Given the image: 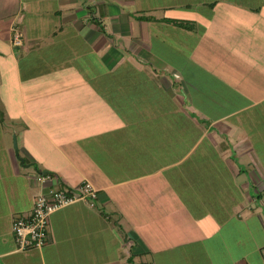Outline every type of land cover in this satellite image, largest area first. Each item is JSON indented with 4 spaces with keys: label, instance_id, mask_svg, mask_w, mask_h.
Wrapping results in <instances>:
<instances>
[{
    "label": "crops",
    "instance_id": "1",
    "mask_svg": "<svg viewBox=\"0 0 264 264\" xmlns=\"http://www.w3.org/2000/svg\"><path fill=\"white\" fill-rule=\"evenodd\" d=\"M174 1L175 4L165 3L160 7L164 12H169V15L158 16L157 11L152 14L134 15L147 28L159 27L152 37H159L158 34L163 31L161 34L164 43L174 39L180 44L175 50L191 51L189 56L180 53L178 55L180 62L186 65V73L179 70L180 66L176 63L171 62L174 65L172 66L168 62L170 72L160 75L151 65L156 63L157 48L150 38L146 43H140L143 39L135 40L136 37L133 36L135 24L130 20L133 12L127 10V7L135 5L136 0H120L121 8L116 5L107 8L105 0H99L97 3L89 0L27 1V15L42 26V29H50V37L55 38L52 50L56 51L50 54L51 57H57L56 53L61 50L65 52L59 56L66 54L69 49L75 50L80 53V57L69 58L66 54L62 59H70L81 68L90 61L93 48L100 49L114 42V32L121 36L132 35V53L154 59L147 67L149 73H153V78L157 79V86L169 93L174 90L183 99L180 103L182 111L189 109L196 112L195 114H201L203 122L210 120V125L217 124L218 127L216 126L213 135L202 123L192 122V126L199 129L201 135L187 143V149L171 154L168 147L178 143L170 136V130L174 129L171 134H181V137H177L184 145L188 140L186 131L190 123L156 122L148 125L146 122H131L125 116L139 110V107L129 100L125 104L126 95L119 94L118 98L113 100L112 103L120 107V113L125 116L122 121H112L110 125L99 122L92 126L83 114L82 108L85 106L81 103L67 108H47L48 112L51 109V121L56 115L66 111L67 115H75L73 119L76 121L71 122L72 136L68 132L60 133L54 129L50 131L55 121L46 128L41 122V116L47 115L45 105L38 107V104H42L41 101L27 104L25 100L22 107L17 108L19 115H24L23 122H11L10 128L4 127V133L0 132V264H169L170 260H181L182 264H264V107H261L264 104V84H261L264 79H256V76L264 75V43H259L257 49L246 43L244 47L242 43L249 39V36L245 35L247 27H242L239 21L235 24L236 20L228 16L229 12L236 14L235 9L239 13H247V17L256 25L254 28L258 32L255 31V34L261 36L264 34V15L261 14L264 13V0H258V5L254 7L244 6L243 0H209L203 3L202 7L207 10L200 12L202 17L188 14L191 6L186 0ZM20 2L21 0L12 10V14L6 16L7 20H13L6 30L0 31V37H7L12 53L23 60L28 58L27 51L32 45L28 44V36L31 33L30 21L27 18L21 25L24 26L23 34L27 35L28 43L23 38V44L15 51L12 43L14 30L18 28L12 25L19 19V14L24 12V3ZM210 14L211 18L208 20ZM140 16L146 18L140 19ZM200 19H204L203 23L208 25L204 29L200 26ZM107 20L110 21V28L107 26ZM175 21L189 22L191 29L179 26ZM141 33L143 34V29ZM234 33L240 34L236 40L232 38ZM214 35L216 36L212 41ZM149 36L151 37V34ZM58 39L62 40V43L57 45ZM189 43H193L192 48ZM233 44L235 47L240 46L239 50L246 48L242 59L233 58L225 50L227 45L232 47ZM131 49H122L119 46L115 48L116 51L122 50L124 54ZM130 59L132 66H143L140 58L139 61ZM58 60L51 64L58 65ZM125 60L111 59L108 67L118 71L120 64ZM118 63L120 64L116 65ZM195 66L205 72L201 75L207 77V80L211 79L216 86L201 84V89H197L193 81L202 83L199 79L201 77L193 78L192 74L187 72V67L189 69ZM136 68L139 70V67ZM146 71L148 69L143 67L141 77L148 78ZM245 79L257 83L247 85L243 83ZM50 82L66 84L68 79L61 75L60 79L55 77V80L51 79ZM111 89L113 88L109 90ZM206 89L214 93L208 94ZM254 92L256 94H253ZM49 93L48 97L54 101L57 96L52 97L51 92ZM64 93L65 96L69 95L68 97L75 94L70 89ZM109 93L115 94V91ZM198 97L202 98V101L210 99L212 107L221 110L217 114L221 116L213 115L210 109L207 110L210 107L205 103L196 102L193 106L194 98ZM250 99L259 100L251 102ZM110 103L105 101L107 107ZM256 107L260 108L261 114L255 112ZM244 116L257 121L252 125L254 127H243V124L236 123L237 117L243 120ZM28 119L31 122L29 124L26 122ZM133 126H136V130H146L147 134L159 138L163 145L161 143L157 148L169 155H161L159 160L153 159L151 163L147 157L149 151L137 147L133 154H139V157L134 156L128 161L124 156L121 157L127 148L120 146L101 159L100 138L105 136L102 131L125 129L129 135L122 133L121 138L124 139L121 142L125 141L123 143L127 146V142L131 144L132 132L138 138ZM204 129L206 132H202ZM253 129L258 131L255 136L251 133ZM36 134L45 138L48 148L44 147L41 141L39 145L33 143V137L37 140ZM13 137L17 148L13 147ZM115 137L112 136V140ZM203 138L209 139V150L220 155L219 163L222 168H219L218 172L224 174L225 171L221 170H227L228 176L234 179L236 188L232 193L238 195L239 203L235 202L233 210L236 212H232L231 217L246 226L247 232L237 235L239 224L234 226L230 223L229 226L228 223L225 229L227 232L223 236L227 244L224 246L228 248L226 253H217L204 244V225L190 213L193 206L189 203L190 198L195 197L194 203L202 201V195L196 194L192 189L195 187L198 191V182L194 179H200L201 175L197 170L193 172L197 161L190 162V159L198 150ZM76 141L86 142L85 146L88 148H79L75 144ZM65 144L69 145L64 149ZM29 159L37 169V175L29 173ZM106 163L109 166H106ZM103 164L105 165L102 166ZM38 176L49 178L46 182H38ZM84 181H90L99 190L97 208L92 209L86 202L80 201L53 213L50 216L46 244L42 248L20 250L12 230L14 217L28 214L36 197L50 188L79 187ZM252 219L254 221L251 224ZM147 253L151 254V258L144 256Z\"/></svg>",
    "mask_w": 264,
    "mask_h": 264
},
{
    "label": "rangeland",
    "instance_id": "2",
    "mask_svg": "<svg viewBox=\"0 0 264 264\" xmlns=\"http://www.w3.org/2000/svg\"><path fill=\"white\" fill-rule=\"evenodd\" d=\"M20 0H0V31L6 30L10 23L12 22L6 19L7 15L12 14V10H14L15 6L19 4ZM27 1L28 0H21L24 3L23 8L24 12L19 14V19L16 20V23H14L12 26H17L15 29L22 34L24 33V26L22 27V23L25 22V19L27 18L28 21H30V33L31 35L28 36L23 34L24 41L26 39V43L30 44L29 51H27L28 58L27 59H21L19 56H15L12 53V48L9 43V40L7 37L2 36L0 37V132H3L4 127L10 128L11 122H18V120H21L23 122V114L19 115V111L17 108H21L24 101L26 100V103H35V101H41L42 104H38L41 107V105H45V114H43L44 117L41 116V122L45 124L46 128L48 125L55 121V123L52 124V127L50 131L57 130L58 132L62 133H69L70 136L71 132L70 130H73V126L71 122H75L76 120L74 114L67 115V111L63 114H60L59 116H55L52 118V121L50 120L51 117V109L55 106L57 107H65L71 106V105H81L85 106L83 107L84 115L87 116L88 120L87 122L91 123V125H96L97 123L101 122L102 124L110 125L114 121L119 122L122 121L123 114L120 113V107H117L113 102L114 99H117L119 94L120 95H126V102L127 104L128 100L131 102L136 103L137 107H139V110H135L134 112L128 113L127 116L129 121L131 122H146L148 125L155 124L156 122H165V123H174V122H186L190 123L189 126H187V142L184 145L182 142L178 140L177 136H180L181 134H171L173 133V130H170V136L175 138L176 145L171 144L168 148L171 152V154H177L178 152H181L182 149H187V143H191L194 141L197 137L201 135V131L199 129H195L192 126V122H199L202 123L203 127L208 128V132H212L213 135L215 133L213 131H216V126L210 125L212 121L206 120L202 121V115L195 114L194 112H191L188 110L182 111V105L180 104L183 100L182 98L177 95L174 90L173 92L169 93L167 90L161 88L160 86H157L156 80L153 78V73H149V68L147 66L150 65L151 61H153L152 58L148 57H142L139 56V53L133 54L131 45H133V41L131 38L134 36L137 39H143L140 41V43H146L145 41L150 38L152 44L157 48L155 50V61L156 63H151V65L154 66V69H157L158 74H167V72H170L169 68L167 67L168 62H170V65L174 66L172 63H176L179 65V70H185L186 65L180 62V59L178 58L179 53L181 55L189 56L191 51H184L181 50V52H178V50H175L176 47H180L179 43L175 41L174 39L170 41L163 42V31H161L158 36L159 37H152L157 33V30L159 27L152 26V28L145 25L138 21L134 15H144V14H152L154 11H157L158 16H164L169 15V12H164V9L160 8L163 6V4H175L174 0H136L135 5H130L127 7V10H130L133 12L131 14L130 19L132 22H134L135 26V34L132 35H124L121 36L119 33L114 32L113 33V41L110 42L109 45L106 44L102 48H93V53H91V57L89 62H86L84 66L80 68V65H77L72 63L70 59H62V56L68 55L67 57L73 58L80 57L79 52H75V50H68L66 54H62L63 50L57 52V57L53 56L51 57V53H55L52 50V47L54 46V40L53 37H50L51 31L48 28H43L42 26L36 24V21L30 16L27 15ZM90 2L97 3L99 0H89ZM209 0H186V2L189 3V6H191V10L188 11V14L191 16L199 15L202 10H207V8H203V3L207 2ZM106 7L109 8L110 5H116L121 8L120 0H105ZM169 2V3H168ZM82 3V2H81ZM243 5L246 7H254L258 5V0H243ZM101 6V5H100ZM22 7V5H21ZM104 7V6H102ZM124 9L126 8L125 6ZM160 8V9H158ZM209 8V5H208ZM219 14V11H217ZM235 13H228V16H230V19L236 20L235 24H237V21H239L243 26L247 27L245 29L246 36H249L247 41L242 43L245 47V43L247 45L252 44L254 48L257 49L259 43H264V34L258 35L255 34V31H257L256 25L251 21L250 17H247V13H239L237 9H235ZM155 13V14H156ZM177 14V13H176ZM262 15L264 13L261 12ZM220 15V14H219ZM27 16V17H26ZM136 16V15H135ZM173 16V15H172ZM211 18V14L209 15V19ZM47 21V20H46ZM201 24L200 26L204 29L208 25L204 24V19H200ZM107 26L110 28L111 24L110 21L107 20ZM22 24V25H21ZM245 24V25H244ZM33 27L41 28L35 29ZM249 27V28H248ZM32 29V30H31ZM141 29H143V34L141 33ZM112 30V28H111ZM258 32V31H257ZM26 33V32H25ZM151 34V37L149 36ZM216 35L212 37V41L214 40ZM240 34L234 33L232 34L233 40L238 39ZM138 37V38H137ZM34 39V40H33ZM62 43V40L58 39L57 45ZM138 43V42H137ZM190 44V43H189ZM192 44H190V47L192 48ZM236 44V43H234ZM234 44L231 46H226V51L231 54L233 58H239L242 59L246 54V48H242L243 50H239L240 46L235 47ZM136 45V44H135ZM167 45L172 46V50L168 48ZM120 47L122 49H131L128 50L124 54L122 50L116 51V47ZM15 47V46H14ZM13 51L17 50L18 47H15ZM33 48V49H32ZM78 49V48H76ZM58 51V50H57ZM102 51V52H101ZM225 51V53H227ZM21 52V51H20ZM185 52V54L183 53ZM198 53V51H197ZM22 54V52L20 53ZM124 54V55H122ZM214 54V52H213ZM219 56V55H218ZM134 58L135 60L140 58L142 60L143 66H136L139 67V70L132 66L131 59ZM58 60V65H52L51 63ZM114 60H123L126 59L124 62H120L116 65L119 66L118 71L111 70L109 68L108 63ZM153 59V60H152ZM139 61V60H138ZM172 62V63H171ZM111 64V63H110ZM143 67L148 69V78H143V73L141 71L143 70ZM178 67V66H177ZM82 70L85 72L83 73ZM187 72L191 73L193 78L201 77L199 78L202 80V83L199 81L194 83V86L197 89H201V84L209 85V86H216V84L211 81V79L207 80V77H203L201 74H205V72H202L200 69H198L197 66L189 68L187 67ZM100 74V75H99ZM61 75H64L67 77L68 82L66 84L62 83H53L50 82V80H55V77L60 79ZM81 75V76H80ZM99 75V76H98ZM207 76V75H205ZM99 77V78H98ZM187 77V76H186ZM51 78V79H50ZM264 79V75L256 76V79ZM188 79V77H187ZM256 82V81H255ZM255 82H250L249 79H245L243 82L244 84H251ZM257 83V82H256ZM264 84V83H261ZM64 86V87H61ZM152 88H151V87ZM110 88H113L109 90ZM124 88V89H123ZM190 89V87H188ZM58 89V90H57ZM70 89L75 94L73 97L65 96L66 94L64 91ZM221 90L222 87H220ZM114 90L115 94H110L109 92ZM205 90V89H204ZM191 91V90H190ZM49 92H51V96H57L56 99L51 100V97H48L50 95ZM206 92L208 94L214 93L211 92L209 89H206ZM253 92V90H252ZM258 92V90H256ZM254 92L253 94H256ZM190 93V92H189ZM188 96V95H187ZM48 97V98H46ZM189 97V96H188ZM195 97V96H193ZM259 99H250L251 102H254ZM105 101H110V105L105 104ZM196 102L199 103H205L208 108L210 109V112H212L213 115L216 117H220L218 112H221L218 108L212 107L210 99H204L202 101V98H194V105ZM264 102V100H263ZM262 102V103H263ZM105 104V105H104ZM212 107V108H211ZM261 107H264V104L261 105ZM47 108H51L48 112ZM189 108V107H188ZM255 110L256 113H260V108L256 107ZM136 109V108H134ZM75 112V110H74ZM107 114V115H106ZM77 115V114H76ZM35 116V115H33ZM38 116V115H37ZM78 116V115H77ZM105 116V117H104ZM202 116V117H201ZM69 117L71 121L67 118ZM204 117H208L207 115ZM241 117L236 118V123L243 124V127L245 126H251L257 123L256 120H250L249 116L242 119ZM40 119V118H39ZM247 119V120H246ZM113 121V122H112ZM26 122L29 124L31 123L30 120H26ZM61 123V124H60ZM110 123V124H109ZM57 124V125H56ZM145 125V124H143ZM205 125V126H204ZM1 127H3L1 129ZM140 127V126H139ZM133 129L136 130V126H133ZM49 131V132H50ZM138 134V138L135 137V134L132 132L131 136V144L127 142V146L121 142L124 138H121L122 133H127L129 135L128 131H125V129L121 130H114V131H102V135H105L104 137L100 138V143L102 145L101 152L102 157L101 159L105 158V154H108L110 152H114L115 148H119L120 146H124L127 148V150L123 151L124 159L130 161L134 158V156L137 158L139 157V154H133L135 152V148H145L147 153H149V156L147 154V157L150 159L149 161L152 163L153 159L159 160V157L161 155L167 156V152L163 153L160 151L157 146H161V143L163 145V142L159 140V138L152 136V134H147L148 131L146 130H136ZM225 131V130H223ZM161 132V131H157ZM156 132V133H157ZM202 132H206V130H202ZM4 133V132H3ZM2 133V135H3ZM252 135H256L258 131H255L254 129L251 130ZM116 136L114 140L111 138L112 136ZM181 137V136H180ZM2 138V137H1ZM34 138V144L39 145L40 141L41 144H43L44 147L48 148V144L44 137L38 136L36 134L37 140ZM75 140V139H74ZM74 140H71L74 142ZM130 140V139H129ZM13 147L15 148L14 143V137L12 139ZM97 142V141H96ZM75 144L80 148H88L86 145V142L84 141H76ZM69 144L63 145V148H67ZM199 145V144H198ZM209 139L203 138V141L201 142V145L199 146L196 153H194L193 157L190 159V162H196V169H194L193 172L197 170V172L200 173V179H194L196 182H198V191L194 187L196 191V194L202 195V201H198L196 203L193 197L190 198V204L191 211L190 213L195 216V219L198 220L201 225H204V228H202V233L204 235L205 240L204 244L208 245L211 250L216 251L217 253H226L228 248L224 245H227L225 242L226 240L223 238V236L226 234V228L229 223H232L234 226L235 224H239V232H236L237 235H242L243 232H247L243 224L239 223L236 219H233L231 217L232 212H236L233 210V207L236 204L239 203L238 195L232 193V190L236 188V185L234 184V179L228 176L227 170H221L225 171V173H219V168H222L220 165V155L212 153L209 148ZM186 146V147H185ZM198 147V146H197ZM210 147V145H209ZM211 148V147H210ZM92 150V149H91ZM87 151V150H86ZM154 155V157H152ZM216 156V157H215ZM209 157H213L210 159ZM199 158V160H198ZM208 158V159H207ZM117 162V161H116ZM187 162V165L190 163ZM27 164L30 165L29 173L35 174L38 172L37 169H35L34 165H32L30 159L27 160ZM103 164L102 166H104ZM241 165V164H240ZM106 166H109L106 163ZM242 167V166H240ZM213 169V170H212ZM40 170V168H39ZM211 173V174H210ZM132 186V185H131ZM195 194V193H194ZM71 206V205H70ZM69 207V206H68ZM97 208V207H96ZM94 208V209H96ZM115 217V216H114ZM253 219L251 220V224L253 223ZM250 224V225H251ZM252 227V226H251ZM219 228V229H218ZM253 229V227H252ZM218 230V231H217ZM206 236V237H205ZM209 249V248H208ZM209 249V250H210ZM213 251V252H214ZM145 257L151 258V254L147 253L144 254ZM144 257V259H145ZM148 258V259H149ZM172 261L171 264H182L181 260H170ZM169 261V264H170ZM151 262V260H150Z\"/></svg>",
    "mask_w": 264,
    "mask_h": 264
},
{
    "label": "built area",
    "instance_id": "3",
    "mask_svg": "<svg viewBox=\"0 0 264 264\" xmlns=\"http://www.w3.org/2000/svg\"><path fill=\"white\" fill-rule=\"evenodd\" d=\"M12 43L15 47L23 44V34L14 30ZM49 176H38V182H46ZM99 190L90 182L84 181L79 187L61 186L50 188L38 195L32 210L28 214L14 217L12 230L15 242L20 250L42 248L49 237L50 216L80 201L94 209L97 207Z\"/></svg>",
    "mask_w": 264,
    "mask_h": 264
},
{
    "label": "trees",
    "instance_id": "4",
    "mask_svg": "<svg viewBox=\"0 0 264 264\" xmlns=\"http://www.w3.org/2000/svg\"><path fill=\"white\" fill-rule=\"evenodd\" d=\"M140 19H144L146 18L145 16H140L139 17ZM175 23L179 26H182V27H187V28H190L191 29V26H189V22H183V21H175Z\"/></svg>",
    "mask_w": 264,
    "mask_h": 264
},
{
    "label": "water",
    "instance_id": "5",
    "mask_svg": "<svg viewBox=\"0 0 264 264\" xmlns=\"http://www.w3.org/2000/svg\"><path fill=\"white\" fill-rule=\"evenodd\" d=\"M15 143V147L17 148V143H16V141L14 142ZM23 160V159H22Z\"/></svg>",
    "mask_w": 264,
    "mask_h": 264
}]
</instances>
